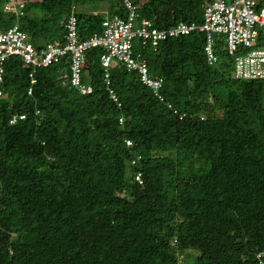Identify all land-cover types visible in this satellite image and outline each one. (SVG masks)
I'll list each match as a JSON object with an SVG mask.
<instances>
[{"label":"trees","instance_id":"obj_1","mask_svg":"<svg viewBox=\"0 0 264 264\" xmlns=\"http://www.w3.org/2000/svg\"><path fill=\"white\" fill-rule=\"evenodd\" d=\"M4 1L0 29L18 20L38 48L51 35L64 43L73 6L80 38L101 30L104 11L127 14L123 0H23L25 15L17 19L2 11ZM130 1L138 17L155 18L161 29L200 22L206 0ZM205 41L195 31L155 49L134 42L150 74L163 77L161 92L176 113L119 64L110 79L118 106L103 81L99 47L85 54L83 80L93 86L87 95L71 85L64 61L38 68L28 95L29 67L8 58L0 98V264H259L264 80L234 79L220 37L218 61L208 65Z\"/></svg>","mask_w":264,"mask_h":264},{"label":"built area","instance_id":"obj_2","mask_svg":"<svg viewBox=\"0 0 264 264\" xmlns=\"http://www.w3.org/2000/svg\"><path fill=\"white\" fill-rule=\"evenodd\" d=\"M127 14L120 17L104 11L101 30L80 38L77 28L76 8L73 6L64 23V43L46 42L38 48L28 39L27 33L20 27L19 21L7 28L0 29V98L3 93L4 63L11 56H18L29 67L30 85L27 94H32L36 82L35 72L38 68L49 67L64 61L70 72V83L82 95L90 94L93 86L83 80L85 54L88 50L99 47L103 49L100 63L103 67V81L109 97L120 106L118 96L110 86L112 60L128 72H136L139 80L150 88L157 99L173 109L171 102L165 100L161 90L164 79L152 76L147 60L135 51L134 42L138 40L141 47H157L160 41L169 37H178L192 32H203L205 35L204 53L206 63L214 65L218 57L215 52V38L220 37L225 43L228 55L233 57L232 77L238 80H264V0H206L202 20L197 22L180 21L168 28H158L155 18L138 17L137 7L130 0H123ZM5 13H14L16 18L25 15L23 0H5L2 5ZM95 14L96 11H93ZM173 112H177L173 109ZM36 114L39 110H36ZM22 115H14L10 123ZM123 116L119 117L122 124ZM127 146L132 141L124 139ZM138 158V157H137ZM137 158L131 159L134 165ZM139 159V158H138ZM134 179L141 182V173L134 174ZM259 264H264V250L256 252ZM179 264H184L180 260Z\"/></svg>","mask_w":264,"mask_h":264},{"label":"rangeland","instance_id":"obj_3","mask_svg":"<svg viewBox=\"0 0 264 264\" xmlns=\"http://www.w3.org/2000/svg\"><path fill=\"white\" fill-rule=\"evenodd\" d=\"M112 1V3L113 4H116L117 3V1L116 0H111ZM79 10V9H78ZM56 35H51V36H48V38L46 39V40H41L42 42H44L45 43V41L46 42H54V43H57V41H56ZM28 38H29V36H28ZM48 40V41H47ZM136 42H138V40H136ZM222 49H223V46H222V48H220L219 50L220 51H222ZM114 66H118V62L116 61V60H112V67L114 68ZM129 170H128V168H127V171H126V176L127 177H129Z\"/></svg>","mask_w":264,"mask_h":264},{"label":"clouds","instance_id":"obj_4","mask_svg":"<svg viewBox=\"0 0 264 264\" xmlns=\"http://www.w3.org/2000/svg\"><path fill=\"white\" fill-rule=\"evenodd\" d=\"M29 39V38H28ZM30 41V40H29ZM31 42V41H30ZM32 43V42H31ZM35 45V44H34ZM215 52H216V48H215ZM216 55H217V53H216ZM218 61V60H217Z\"/></svg>","mask_w":264,"mask_h":264}]
</instances>
